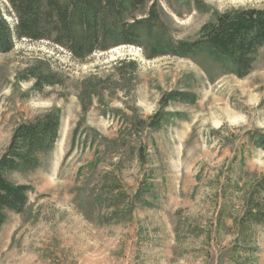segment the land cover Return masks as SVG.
<instances>
[{
	"label": "rangeland",
	"instance_id": "rangeland-1",
	"mask_svg": "<svg viewBox=\"0 0 264 264\" xmlns=\"http://www.w3.org/2000/svg\"><path fill=\"white\" fill-rule=\"evenodd\" d=\"M139 2L137 45L83 61L48 41L0 51V157L19 124L61 117L39 167L8 176L32 191L0 228V264H264V48L244 76L174 51L264 0Z\"/></svg>",
	"mask_w": 264,
	"mask_h": 264
},
{
	"label": "trees",
	"instance_id": "trees-1",
	"mask_svg": "<svg viewBox=\"0 0 264 264\" xmlns=\"http://www.w3.org/2000/svg\"><path fill=\"white\" fill-rule=\"evenodd\" d=\"M0 8V51L10 53L16 41H48L60 46L75 59L85 60L113 46L137 45L143 22L129 23V8L123 0H5ZM143 3V2H142ZM144 4V3H143ZM153 4L151 17L156 7ZM10 16L15 24L6 19ZM152 20H146V23ZM264 48V10H235L221 15L215 24L203 31L201 40L183 44L174 51L191 52L207 49L219 59L232 62L237 75H246L252 67L251 55ZM45 86H52L45 78ZM61 117L49 113L34 121L19 124L11 142L0 157V228L9 213L24 214L32 188L13 184L9 174L34 170L41 157L52 151L60 139ZM259 144L264 147V137Z\"/></svg>",
	"mask_w": 264,
	"mask_h": 264
}]
</instances>
